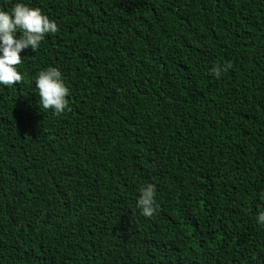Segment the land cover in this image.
<instances>
[{
	"label": "trees",
	"instance_id": "trees-1",
	"mask_svg": "<svg viewBox=\"0 0 264 264\" xmlns=\"http://www.w3.org/2000/svg\"><path fill=\"white\" fill-rule=\"evenodd\" d=\"M22 2L59 30L0 85V264H264V0Z\"/></svg>",
	"mask_w": 264,
	"mask_h": 264
},
{
	"label": "clouds",
	"instance_id": "clouds-1",
	"mask_svg": "<svg viewBox=\"0 0 264 264\" xmlns=\"http://www.w3.org/2000/svg\"><path fill=\"white\" fill-rule=\"evenodd\" d=\"M58 30L55 20L40 8L31 7L22 0H17L10 11L0 10V85L12 86L21 82L23 77L17 67L22 63L21 53L28 49L35 52L47 34ZM222 70L226 69H214L216 75ZM35 86L43 109H52L57 114L69 110V88L58 68L49 67L40 71ZM136 207L144 217L154 215L158 208L154 184L139 189ZM257 222L264 225V211L258 213Z\"/></svg>",
	"mask_w": 264,
	"mask_h": 264
}]
</instances>
